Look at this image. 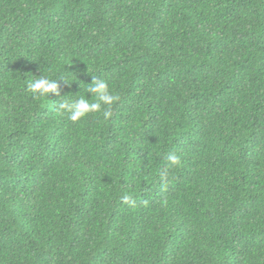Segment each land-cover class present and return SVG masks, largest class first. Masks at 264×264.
<instances>
[{"label":"trees","instance_id":"16d2710c","mask_svg":"<svg viewBox=\"0 0 264 264\" xmlns=\"http://www.w3.org/2000/svg\"><path fill=\"white\" fill-rule=\"evenodd\" d=\"M0 264H264V0H0Z\"/></svg>","mask_w":264,"mask_h":264},{"label":"clouds","instance_id":"9594fccd","mask_svg":"<svg viewBox=\"0 0 264 264\" xmlns=\"http://www.w3.org/2000/svg\"><path fill=\"white\" fill-rule=\"evenodd\" d=\"M38 77V79L32 80L27 86L28 90L37 98H49L51 93L62 97L58 82L63 80L66 84L71 85L78 79L76 73L71 81L65 76L52 78V76L45 75L43 72ZM79 84L82 89L79 92L82 94L75 100H60L59 104L55 106V110L61 114L66 113L68 119L73 122L85 118L90 113L102 114L104 119L110 118L112 115L111 105L119 99V96L111 89L109 82L104 78L93 76L90 83L79 81ZM88 93L91 95L89 96ZM166 159L168 166L178 165L180 163V157L175 153H169ZM166 175L167 168L161 172V177L165 178ZM121 200L126 204L133 203L132 198L128 195L123 196Z\"/></svg>","mask_w":264,"mask_h":264}]
</instances>
